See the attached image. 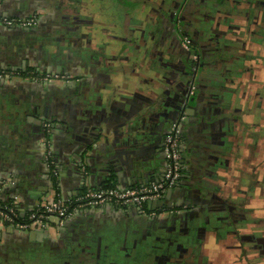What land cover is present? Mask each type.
I'll return each instance as SVG.
<instances>
[{
    "label": "crops",
    "instance_id": "crops-1",
    "mask_svg": "<svg viewBox=\"0 0 264 264\" xmlns=\"http://www.w3.org/2000/svg\"><path fill=\"white\" fill-rule=\"evenodd\" d=\"M179 9L194 20L199 11L196 28L214 35L210 45L192 36L198 95L185 110L190 84L182 53L189 54L176 34ZM31 17L32 28L0 25V69L79 80L0 81V180H9L0 202L16 198V212L26 216L55 193L70 203L88 190L160 181L163 137L179 122L184 173L160 205L181 213L152 220L137 207L106 205L81 208L62 227L17 232L0 224V264H229L225 250L238 242L229 246L223 229L230 207L245 199L239 179L248 148L242 103L223 93L228 86L237 92L241 65L221 45L224 27L264 21V0H0V18Z\"/></svg>",
    "mask_w": 264,
    "mask_h": 264
},
{
    "label": "flooded vegetation",
    "instance_id": "flooded-vegetation-1",
    "mask_svg": "<svg viewBox=\"0 0 264 264\" xmlns=\"http://www.w3.org/2000/svg\"><path fill=\"white\" fill-rule=\"evenodd\" d=\"M184 10H180L179 9L178 11H176L177 15L174 18V25H175V29H176V34L179 37V42H180L181 47H182V42H183L184 39H186L188 41V46L186 48L185 47H182V48H183V51L188 52L189 56H187L184 53H182V56H183V58H184V60L186 62L185 69L187 70L186 72L188 73L187 77H189V81L188 82H189L190 86L186 89L185 96L183 97V99H187L186 97H188L187 101H188V103L189 102L191 103V101H195V99H196V97L198 95L197 71H198V67L200 65L199 64L200 63L199 52H198L197 47L193 44L192 36L199 37V38L202 37V39H204V42L208 43V45H210L209 42L213 41L212 37L214 35L212 34V30L209 29L208 26L207 27H200L199 29L196 28L197 27L196 23H197V18H198V15H199V11L198 12L196 11V16L195 17H197V18H195V20H194L193 17H192V14L190 15L189 12L186 9H184ZM202 16H200V18H202ZM204 17L205 16H203V18ZM179 22H180V24H179ZM36 23H37V17H36ZM36 23H35V25H36ZM259 24L260 25H256L255 28L252 30V26L249 24V21L248 20H242V23L237 27L236 33L234 35V36H236L235 40H229V39L225 38V39H223L222 45L220 44L221 47L224 50L227 51V53L231 52L233 54H238L237 57H238V60H239V66L241 65V69L239 68L240 70L238 69V72H237L239 77H242V75H243L242 71L245 69L246 65L250 66L251 71L252 72L254 71V72H253L252 75L248 76L247 78H248V80L252 81V84H254V82H253L254 77H257V64H256V62H257V59L259 58V56L257 54L258 53L257 49H260L261 44L264 41V21H261ZM34 26H32V27H34ZM13 27H15V26H13ZM32 27H30V28H32ZM18 28H20V27H18ZM90 28H91L90 25H87L85 27L81 26V29L88 30ZM226 32L229 34V36H233V32L229 31V29H226ZM189 35L191 37H189ZM82 36L83 35L81 33V37ZM85 36L89 38L88 34L85 35ZM85 36H83V37H85ZM215 39L220 40V36L216 37ZM214 43L219 46L218 42L215 41V42H213V44ZM219 43H220V41H219ZM211 44H212V42H211ZM235 46H237V48H238L237 49L238 52H236V53L234 52V47ZM252 46L254 48H252ZM255 48H256V51H255ZM261 50L259 51V55L261 54ZM250 52L254 53V56L252 58H250L248 56V54ZM263 52H264V50H263ZM194 57H196V58H194ZM260 57H261V55H260ZM248 64H250V65H248ZM258 69H259V71H261V69H262L261 66ZM189 70L192 71V73H191L192 76L189 75V72H188ZM28 72H31V73H34V74L37 73L35 70L34 71L33 70L28 71L27 69H26V71L24 73L28 74ZM199 73L200 72H198V75H199ZM39 74H41V75L42 74H52V75H58L60 77H63V79L58 82V83H62V84H68V83H71V82L73 83V82H77L79 80V79H75L73 76H70V75H67V74H62V73H56V72H43V73H39ZM183 76H184L183 78L185 79V77H186L185 74ZM248 80L246 82L239 83L240 87H242L243 85H247L248 89L252 88V90H250L249 93H245V92L242 91L243 97L244 98L250 97V99L251 98H255V95L257 94L256 91H255L257 86H251V84H250V82ZM28 81H30V80H28ZM235 82L237 83V81H235ZM218 84H219V86L222 87V89L225 86V84L223 82L222 83L218 82ZM224 89H225V92H223V93L229 99H231L232 95H234L235 93H236V95L238 94L237 92H235V87L234 86L224 87ZM240 98H241V96H240ZM245 105H247L246 106L247 108L250 107V104H248V103H246ZM260 105H261V101L259 100L258 106H260ZM183 110H185V107H183ZM174 123L179 125V122H174ZM45 126H47L46 127V131L49 132L50 124H47ZM178 128H179V126H178ZM250 128H253L256 133L259 130V128L256 125H251ZM179 132H180V128H179ZM47 135H48V133H47ZM164 137H163V139H164ZM249 137H250V139H252L253 144L255 143V141H261L262 140V138L259 137L256 134H254L251 137L250 135H248L246 133V137L245 138H249ZM162 146H163V141H162ZM247 148H248L247 150L250 151V152L246 153L245 154L246 156L248 154H251L252 150H257V145H255V146H247ZM161 152H162V147H161ZM162 155H163V152H162ZM259 155L261 157L260 160H262L263 159V150H262V152H260ZM163 158H164V155H163ZM52 162L54 164L53 157H52ZM53 169H54L53 171L51 169H48L49 175H50L52 180L55 178V177H53V174H55V176H57V169L55 167V164L53 165ZM260 169L261 168L257 166L256 172H254V174L252 176L248 177V175H247L248 178L246 177V179L251 180L250 190H252L255 193V196H256V198L253 199V200L251 198H249V197H245L247 199V202L250 203V205H246V207H249V206H251V207L253 206L254 207L257 204V200H258L257 199V195H258V193L259 194L262 193L261 189L259 190V192L257 191V186L260 185L262 182H264V180L261 181L260 179H258V176H257V170H260ZM179 188H180V182L176 185L175 188H173L171 191H169L165 195V197L170 195L173 191L178 190ZM242 188H244V187H241V186L239 187V189H242ZM244 191H246V189H244ZM158 203H160V201ZM252 203H253V205H251ZM235 205L236 204L234 202L230 203V206H232V207L235 206ZM241 206L242 205H239V207H240L239 209H232L230 207L229 214L227 215L228 223L225 225L226 227H224V229H223V236L227 235L226 237H228V243H229V242H233V237L236 234L239 235L238 236V238H239L238 239V245H235L233 247H228V249L229 248H233L236 252H239L240 249H242L244 251H246V250L252 251L253 250L254 253L264 256V219H262L264 217H262L260 219V218H258L256 213L249 212V214H250V218H249V217L245 216L246 211L242 210ZM169 208L174 209L173 210L174 211L173 214L155 216V217H151L150 219H152V220L155 219L156 220V219H159L161 217H164V218L165 217H176L177 215H179L181 213V208L179 206L177 207L174 204L166 205L165 209H169ZM257 223L260 224V225H263L262 226V230H260L258 232H251L250 226L251 225H255ZM242 224L245 225L244 226L245 228L242 226ZM234 230H236V231H234ZM248 242H255L256 244H253L252 247L247 248V247L244 246V244H246ZM199 256H201V252H200ZM263 256H262L261 259L256 260L255 264H264L263 263L264 262V257ZM234 260H235L234 263H236V264H241L242 263V261H241L240 257L238 256V254H235V259Z\"/></svg>",
    "mask_w": 264,
    "mask_h": 264
},
{
    "label": "built area",
    "instance_id": "built-area-1",
    "mask_svg": "<svg viewBox=\"0 0 264 264\" xmlns=\"http://www.w3.org/2000/svg\"><path fill=\"white\" fill-rule=\"evenodd\" d=\"M36 23V17L28 19H7L0 18V25L5 27L30 28ZM184 47L188 46V41L183 40ZM14 79L30 80L35 82H59L63 79L58 75L37 74L28 72V74L15 73L10 70L0 69V81H11ZM174 123L170 126L169 132L163 139L162 152L165 160V168L162 179L149 185L134 189L120 190L118 188H103L98 190H88L80 194L70 203H63L57 193L48 203L38 204L26 216H20L17 209V199L10 202H0V224L9 227L17 232L29 231L35 228L47 227L50 223L55 227H62L65 222L72 217L78 210L85 207L100 208L106 205L116 207H137L140 209L144 203H154L161 201L165 195L171 191L180 182L183 171L182 160V142L178 128ZM47 127V126H46ZM48 133V132H47ZM44 162L47 169H53L52 152L50 141L47 137L44 139ZM54 173V172H53ZM53 177H56L53 174ZM9 180H0V191ZM174 209H161L160 212H147L149 217L171 215Z\"/></svg>",
    "mask_w": 264,
    "mask_h": 264
},
{
    "label": "rangeland",
    "instance_id": "rangeland-1",
    "mask_svg": "<svg viewBox=\"0 0 264 264\" xmlns=\"http://www.w3.org/2000/svg\"><path fill=\"white\" fill-rule=\"evenodd\" d=\"M237 22L239 24V21H237ZM258 25H260V24L258 23ZM254 28L255 27H252V30ZM226 29H227V27H224V31H225L224 38L229 39V40H235L236 36H234V35H235L236 31H232L233 36H229V34L226 32ZM182 47H184V43H182ZM252 48H254V47L252 46ZM237 49H238L237 46H235L234 47L235 53L238 52ZM260 50H261V54H260L261 57L259 55ZM263 50H264V41L262 42L260 49H257V51H258L257 54H258L260 59L258 58L257 62H256V64H257V77H254V79H253L254 84H252V81L248 80V78H247L248 76L252 75L253 72L251 71L250 66L246 65L245 69L242 71L243 75H242V77H239V80L237 81L238 84L236 86V90L238 93L237 97L239 98V100L242 103V106L241 105L240 106H241V109L243 112L242 113V119L245 122V126H244L245 132L250 136H252L253 134H257L253 128H250L251 125H256L258 128L260 127V134L258 133L259 135L258 134L257 135L262 138L261 141H255L256 144H253V142L252 143L250 142V137L246 138L247 146L257 145V150L255 151V153L253 155L252 154H248L247 156L245 155V158H246L245 162L248 163V165H246L245 168H243L242 173H241L242 176H240L239 180L242 183H244V185H245L246 191L242 192L243 195L245 197H251V198H254L255 193L252 190H250L251 180L246 179L247 175H248V177L252 176L254 174V172H256V169L258 166L261 168L260 170H257L258 179H260L261 181L264 180V52H263ZM255 51H256V48H255ZM194 58H196V57H194ZM248 65H250V64H248ZM260 66L262 68L261 71H259V69H258ZM247 80L250 82L251 86H257L256 90H255L257 94L255 95L254 100H253V98L250 99V97H246V98L243 97L242 91L245 93H249L250 90H252V88L248 89L247 85H243L242 87H240L239 83L246 82ZM240 96H241V98H240ZM259 100L261 101L260 106H258ZM246 103L250 104L249 108L246 107L247 106V105H245ZM258 132H259V130H258ZM244 135H245V133H244ZM243 141H245V140H243ZM242 145L244 146V144H242ZM262 150H263V159L260 160L261 157L259 154H260V152H262ZM249 152L250 151L247 150V153H249ZM247 166H248V168H247ZM260 185L257 186V191L259 192V190L261 189L262 193L261 194L258 193V195H257L258 200H257V204L254 206L255 208L253 206L252 207L251 206L246 207V205H250V203L247 202L246 198L245 199L242 198L243 201L237 200V202L242 204L241 209L246 211L245 216H247L249 218H250L249 212L256 213V215L260 219L262 217H264V182H262ZM251 205H253V203ZM237 208H240V207H237ZM262 219H264V218H262ZM242 226L244 227L245 225L242 224ZM262 226L263 225H260L258 223L255 225H251L250 230H251V232H258V231L262 230ZM238 236L239 235L236 234L233 237V240L238 242V239H239ZM253 244H256V243L255 242H248V243L244 244V246L249 248V247H252ZM228 245L230 246L232 244L229 243ZM231 247H233V246H231ZM186 253H187V251L184 252V255ZM225 254L227 255L228 259H230L229 264H236V263H233V260L235 259V254H236V251L233 248H229V249L227 248L225 250ZM238 256L240 257L242 264H255L256 260L261 259L263 255L256 254V253H254L253 250L252 251H250V250L244 251V250L240 249L238 252Z\"/></svg>",
    "mask_w": 264,
    "mask_h": 264
},
{
    "label": "trees",
    "instance_id": "trees-1",
    "mask_svg": "<svg viewBox=\"0 0 264 264\" xmlns=\"http://www.w3.org/2000/svg\"><path fill=\"white\" fill-rule=\"evenodd\" d=\"M182 153H183V151H182ZM183 173H184V169H183V171L181 173L182 176H183ZM182 176H181V179H182ZM181 179H180V181H181ZM164 200H165V197L163 198L162 201H164ZM165 207H166V205L163 204V203H162V205L157 206V207H152L151 204L144 203V204L141 205L139 210H141L142 212H152V211L153 212H160L161 209H165ZM120 208L126 209V208H129V207H120Z\"/></svg>",
    "mask_w": 264,
    "mask_h": 264
},
{
    "label": "water",
    "instance_id": "water-1",
    "mask_svg": "<svg viewBox=\"0 0 264 264\" xmlns=\"http://www.w3.org/2000/svg\"><path fill=\"white\" fill-rule=\"evenodd\" d=\"M184 96H185V94H184ZM235 97H237L236 93H235L234 95H232V99L235 100ZM186 98L188 99V97H186ZM187 99H184V100H183V104H182L183 107H186V105H187V103H188ZM191 100H192V99H191ZM191 102H193V101H191ZM153 204L155 205V207L160 206V203H158V202H157V203L155 202V203H153ZM138 211H139L140 213H142L141 210L138 209ZM143 216H144V215H143ZM145 217L148 218V219L151 218V217H149V216H148V217L145 216Z\"/></svg>",
    "mask_w": 264,
    "mask_h": 264
}]
</instances>
